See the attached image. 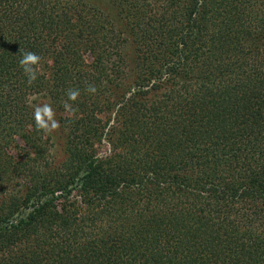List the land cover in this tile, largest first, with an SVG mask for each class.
Wrapping results in <instances>:
<instances>
[{"label":"trees","instance_id":"obj_1","mask_svg":"<svg viewBox=\"0 0 264 264\" xmlns=\"http://www.w3.org/2000/svg\"><path fill=\"white\" fill-rule=\"evenodd\" d=\"M108 1L0 0V264H264V0Z\"/></svg>","mask_w":264,"mask_h":264},{"label":"clouds","instance_id":"obj_2","mask_svg":"<svg viewBox=\"0 0 264 264\" xmlns=\"http://www.w3.org/2000/svg\"><path fill=\"white\" fill-rule=\"evenodd\" d=\"M40 61L41 57L31 51L24 52L19 61L21 68L28 77L29 84L37 79L38 68L36 66L40 64ZM87 91L95 93L96 88L94 86H89ZM67 95L69 100L76 101L80 92L78 89H70L68 90ZM65 108L72 110L71 105L67 103H65ZM34 120L36 128L42 130L46 134H50L58 130L60 127V123L55 119L54 110L49 104H44L43 106L37 105L34 108Z\"/></svg>","mask_w":264,"mask_h":264},{"label":"rangeland","instance_id":"obj_3","mask_svg":"<svg viewBox=\"0 0 264 264\" xmlns=\"http://www.w3.org/2000/svg\"><path fill=\"white\" fill-rule=\"evenodd\" d=\"M88 1H93L96 4H99L104 11L111 14L110 16L113 18L115 23L118 25L120 29H122L126 33L127 36V23L125 19L123 18L121 13L118 10H116V8L108 0H88ZM44 104H49L53 108L55 113V119L60 123V127L58 130L47 135L50 141V153L53 156L52 158H54L56 162H61L66 157V133L60 122L61 114L57 111L53 103L50 102L48 99L40 98L36 102V106L37 105L43 106ZM108 150H109L108 146L102 147L101 153L104 154Z\"/></svg>","mask_w":264,"mask_h":264}]
</instances>
